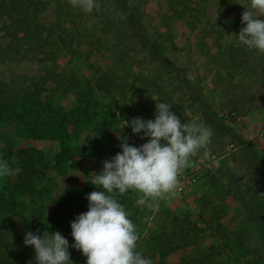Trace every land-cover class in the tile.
<instances>
[{"label":"rangeland","instance_id":"1","mask_svg":"<svg viewBox=\"0 0 264 264\" xmlns=\"http://www.w3.org/2000/svg\"><path fill=\"white\" fill-rule=\"evenodd\" d=\"M37 1L36 25L52 35L47 45L40 41L35 46L17 22L29 0H0V71L6 83L2 95L12 104L0 113V157L20 167L24 149H31L39 190L35 200L21 194L13 199L9 189L17 175L0 181V257L19 243L8 222L19 229L22 215L38 206L44 223L52 227L46 231L68 239L73 261L78 254L82 259V252L71 247V222L88 211L89 203L84 196L79 206L77 194L96 188L90 177L121 152L118 136L137 147L147 142L131 127L122 128L123 122L154 120L156 103L165 102L182 123L195 120L209 126L169 76L158 78L149 69L118 18L105 28L102 17L109 14L108 0H97L98 9L90 14L72 8L68 0ZM131 2L146 31L163 44L167 59L184 68L207 104L264 155V54L236 42L246 26L241 17L248 0ZM231 43L244 67L226 64L221 53ZM102 74L113 79L110 95L95 88ZM212 143L223 152H214ZM238 152L229 138L213 135L207 156L201 150L192 158V165L179 174L175 194L161 201L155 213L136 205L137 194L115 193L118 200L134 199L132 206L124 207L140 234L137 250L152 264L159 263V256L151 253L154 238L171 235L173 240L174 233H185V238L178 237L182 245L167 256L168 264H264L263 240L256 224L247 220L242 193L228 173L236 164L235 170L246 174L232 157ZM148 216L153 218L146 220Z\"/></svg>","mask_w":264,"mask_h":264},{"label":"clouds","instance_id":"2","mask_svg":"<svg viewBox=\"0 0 264 264\" xmlns=\"http://www.w3.org/2000/svg\"><path fill=\"white\" fill-rule=\"evenodd\" d=\"M68 3L85 14L98 9L97 0H68ZM245 8L241 23L246 26L236 36L237 45L264 54V19H261L264 0H248ZM124 127L142 134L141 139L147 138V142L137 147L128 143L127 137L118 136L121 152L105 160L100 173L90 177L99 191L88 194V211L71 222L74 240L71 247L82 252L86 264H152L137 250L140 234L114 194L135 193L136 205L142 211L155 213L161 201L175 194L179 174L192 165V158L201 150L207 156L214 135L203 123L195 120L182 123L165 102L156 103L154 120L142 117L126 120ZM20 172V167H12L0 157V181ZM152 218L148 216L146 220ZM24 245L34 248L35 264H74L69 241L58 231L43 234L28 231Z\"/></svg>","mask_w":264,"mask_h":264},{"label":"trees","instance_id":"3","mask_svg":"<svg viewBox=\"0 0 264 264\" xmlns=\"http://www.w3.org/2000/svg\"><path fill=\"white\" fill-rule=\"evenodd\" d=\"M43 2L42 0H40ZM39 1L29 0L28 10H24L23 14L19 15L17 22L20 24L26 33L31 36V42L37 46L39 42L43 41L45 45L51 40V34H45L39 26L36 25L34 18V7L38 5ZM109 3V14H105L102 17L103 23L106 26L115 19L118 18L124 27V32L130 35L129 43L135 50L139 49L144 53V60L147 62V66L150 70L157 72L158 78H162L164 75L169 76L172 82L175 83L177 88L187 95L190 99L191 105L199 115V120L207 124L214 132V135L225 140L230 139V143L236 145L239 152L234 153L232 157L238 161L237 165H241L245 169L246 174L240 175L235 170V165L228 169L230 172L231 181H234L241 191V200L246 204L247 208V220L256 224L257 230L264 243V155L261 150L257 148L253 143L246 140L242 135L237 133L232 127H230L222 116L215 111L203 95L202 90L195 88L194 83L186 75L184 68L178 67L174 62L169 61L164 53L163 44L156 38H153L143 24L141 14L136 6H134L131 0H108ZM112 15L113 18L109 16ZM142 46V47H140ZM142 48V49H141ZM138 50V51H139ZM53 53V51H50ZM146 52V53H145ZM148 53L151 55H148ZM223 58L226 64H234L235 66L244 67L242 64L240 54L234 44L227 45V48L223 53ZM257 67L256 64L252 66ZM2 72L0 71V113L7 111L12 104L3 98L2 90L6 89V83L2 82ZM95 88L102 91L105 94H112L114 90L113 79L107 74H102L95 81ZM21 96L16 97L19 101ZM5 107V108H4ZM212 149L214 152H223L221 147L216 146L212 143ZM25 154L22 164L20 165L21 172L16 177L15 184L9 189V194L15 199L16 194L30 197V200H35L37 193H39L36 187V181L38 176V169L36 167V161L31 149H24ZM27 156V157H26ZM234 163H236L234 161ZM102 190V189H101ZM93 191H99L98 188H86V190L79 192L75 202H78L79 206L83 204L79 201L84 196H88ZM115 198L118 200V198ZM124 206L130 207L134 202V199L123 198L118 200ZM3 208H5L3 206ZM40 207H34L28 214H23L24 220L21 223L19 229L13 224L9 226L14 227V234L16 233L15 240H19L16 244L15 250L7 254H2L0 257V264H35V251L33 247H26L24 245L25 235L28 231H32L34 234H43L47 229L52 230L47 223H44V216L39 215L38 210ZM40 214H43L40 212ZM9 216L4 215L3 219L7 220ZM11 218V217H10ZM2 220V219H1ZM11 222V221H10ZM1 223V222H0ZM4 223V222H3ZM18 225V223H16ZM185 232V231H184ZM182 234V233H181ZM174 239H171V235L167 238L163 236H157L154 238L151 253L152 255L159 256L158 264H168L167 256L176 251L182 245L179 243V238L184 239L185 233L179 237L178 233L172 235ZM179 237V238H178ZM187 243V241H185ZM25 252L29 253V257H25ZM31 254V256H30ZM82 259L79 257H73L74 264H86L83 259L84 255L80 253ZM72 259V258H71Z\"/></svg>","mask_w":264,"mask_h":264}]
</instances>
